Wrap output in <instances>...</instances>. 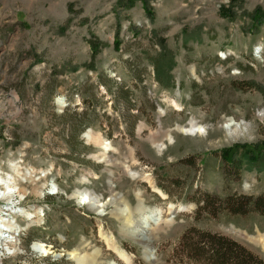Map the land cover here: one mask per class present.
<instances>
[{"label":"rangeland","instance_id":"1","mask_svg":"<svg viewBox=\"0 0 264 264\" xmlns=\"http://www.w3.org/2000/svg\"><path fill=\"white\" fill-rule=\"evenodd\" d=\"M257 9L264 0H0V173L28 189L8 200L44 212L18 214L20 250L3 252L2 263L77 264L68 254L77 249L99 264H172L193 225L264 261V215L195 221L190 200L264 196V161L246 157L264 142ZM229 121L241 135L230 134ZM191 122L205 132L184 134ZM235 145H246L235 149L240 171L221 158ZM31 168L42 173L27 178ZM53 181L60 191L50 196ZM83 190L105 207L82 205ZM152 210L160 222L143 239L136 220ZM35 241L53 254L32 250Z\"/></svg>","mask_w":264,"mask_h":264},{"label":"trees","instance_id":"2","mask_svg":"<svg viewBox=\"0 0 264 264\" xmlns=\"http://www.w3.org/2000/svg\"><path fill=\"white\" fill-rule=\"evenodd\" d=\"M132 1V0H131ZM146 1V0H145ZM260 24L264 11L257 9L252 15ZM96 49V48H95ZM246 145H235L222 151V161L229 169L242 170L241 160L235 157V149ZM250 165L264 161V142L261 146L247 149ZM225 176L228 174L225 172ZM190 198L196 203L194 220L202 217L216 218L222 213L245 216L251 211L264 215V196L229 195L220 197L217 194L204 193ZM172 264H264L262 258L248 247L225 234L199 228L195 225L187 228L181 235L171 254Z\"/></svg>","mask_w":264,"mask_h":264},{"label":"bare ground","instance_id":"3","mask_svg":"<svg viewBox=\"0 0 264 264\" xmlns=\"http://www.w3.org/2000/svg\"><path fill=\"white\" fill-rule=\"evenodd\" d=\"M226 128L229 129L230 134L234 136L241 135V125L237 122L229 121L225 125ZM182 132L187 135H195L201 132H205V128H203L202 125H197L194 122H191L190 127H182ZM172 138L171 136L169 139ZM162 144H158V147L162 149ZM106 147V146H105ZM109 150V149H108ZM19 166H15V172L23 175V173L18 169ZM22 170V169H21ZM31 171L28 174L27 178H32L33 176L41 174L42 172L39 170H36L34 168H31ZM26 179V178H25ZM15 175H2L0 173V264L2 263V253L9 254L11 256H16L20 250L19 247V238L20 234L24 230V226H22L19 223V216L21 215V211L25 212L26 215H29V219L32 220L37 219L39 220L40 217H44V212H40L37 208L33 209L32 211L27 210L24 206L20 208L19 205H14L16 202L8 200V199H17L21 198L20 200L24 199L27 196V190L24 186L20 185V182H16ZM30 180V179H29ZM24 185V184H23ZM49 189L47 192V195L55 196L59 194L60 186L57 182H54L52 184H49ZM39 186V185H38ZM36 185V183L33 186V191L36 192V194L40 195L41 191ZM8 196V197H5ZM77 196L82 200H84L81 204L90 205L91 208L96 209L99 211V209H103L105 207V203L101 201V198L91 193L88 190L78 191ZM8 202H1V200L5 199ZM19 206V207H17ZM156 212V210H152L148 213H145L137 222V226L134 228V233L137 235H141V237L144 239L147 235L148 231L151 230V224L150 222H154L155 225H159L160 219H159V213ZM19 214V216H18ZM133 214V213H132ZM44 220V219H41ZM126 221L129 224L135 223V220H132L131 214H129L126 217ZM135 226V225H134ZM29 229V228H28ZM22 235V234H21ZM143 241V240H142ZM52 246V245H51ZM35 252H40L44 256H49L53 254V251L50 249V245H48L46 242H33L32 246ZM64 250V249H63ZM70 257L77 261V264H99L97 259V254H81L77 249H73L68 252ZM64 256V253H61L57 255L58 258H62ZM111 264H117L115 261H113Z\"/></svg>","mask_w":264,"mask_h":264},{"label":"built area","instance_id":"4","mask_svg":"<svg viewBox=\"0 0 264 264\" xmlns=\"http://www.w3.org/2000/svg\"><path fill=\"white\" fill-rule=\"evenodd\" d=\"M34 179V178H33ZM78 208H81V207H79V206H77Z\"/></svg>","mask_w":264,"mask_h":264}]
</instances>
